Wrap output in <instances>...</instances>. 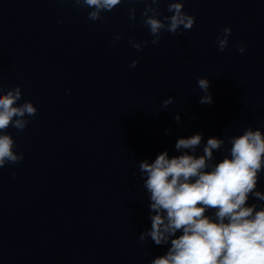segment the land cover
I'll return each mask as SVG.
<instances>
[{"label": "clouds", "instance_id": "clouds-1", "mask_svg": "<svg viewBox=\"0 0 264 264\" xmlns=\"http://www.w3.org/2000/svg\"><path fill=\"white\" fill-rule=\"evenodd\" d=\"M75 6L92 9L88 20L102 19L104 12H111L122 0H72ZM138 2V0H131ZM142 23L149 28L151 43L157 45L164 30L178 34L181 26L190 30L195 17L183 11L184 0H169L168 12L163 20L158 7L160 0H144ZM130 21L136 19V9H129ZM231 28L224 27L217 36L218 49L228 47ZM121 37L115 36L116 40ZM132 43L137 50L141 43ZM243 53L245 47H238ZM138 61L129 65L135 68ZM198 87L204 95L199 103L210 105V81L199 78ZM22 98L19 86L0 94V168L15 165L24 158L15 151L16 143L7 132L9 127L23 131L29 120L35 117L37 108L30 101L17 104ZM174 101L168 97L161 103L166 109ZM177 123L180 115H175ZM167 134V133H166ZM203 136L193 134L179 138L175 149L181 154L169 157L167 151L157 155L153 162L139 163L144 188L149 193L151 228L140 234L145 241L151 237L156 245H168L166 254L154 258L151 264H264V207L256 203L249 206L250 196L264 202V192L258 190L260 174L264 171V132L249 126L243 134L231 136L228 155L213 162L214 151L220 150L225 141L210 137L197 155ZM15 177V173H12ZM209 211L212 214L209 215ZM177 233H181L177 236Z\"/></svg>", "mask_w": 264, "mask_h": 264}]
</instances>
